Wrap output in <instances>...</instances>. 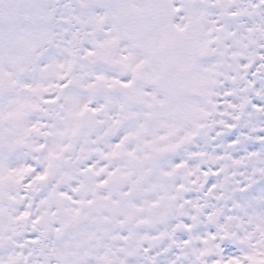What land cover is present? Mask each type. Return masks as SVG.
Here are the masks:
<instances>
[{
    "label": "clouds",
    "instance_id": "clouds-1",
    "mask_svg": "<svg viewBox=\"0 0 264 264\" xmlns=\"http://www.w3.org/2000/svg\"><path fill=\"white\" fill-rule=\"evenodd\" d=\"M229 260L264 261V0H0V264Z\"/></svg>",
    "mask_w": 264,
    "mask_h": 264
},
{
    "label": "snow or ice",
    "instance_id": "snow-or-ice-1",
    "mask_svg": "<svg viewBox=\"0 0 264 264\" xmlns=\"http://www.w3.org/2000/svg\"><path fill=\"white\" fill-rule=\"evenodd\" d=\"M124 86L127 87L128 85L125 84ZM41 179H42V177H41ZM249 259H252V257H249ZM228 264H239V261L229 260ZM260 264H264V261H261Z\"/></svg>",
    "mask_w": 264,
    "mask_h": 264
}]
</instances>
